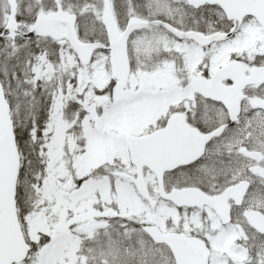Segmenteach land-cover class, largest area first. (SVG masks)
<instances>
[{
	"label": "snow or ice",
	"instance_id": "6c2138e0",
	"mask_svg": "<svg viewBox=\"0 0 264 264\" xmlns=\"http://www.w3.org/2000/svg\"><path fill=\"white\" fill-rule=\"evenodd\" d=\"M0 264H264V0H0Z\"/></svg>",
	"mask_w": 264,
	"mask_h": 264
}]
</instances>
